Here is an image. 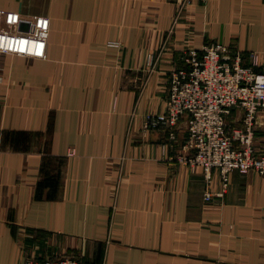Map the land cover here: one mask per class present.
Returning a JSON list of instances; mask_svg holds the SVG:
<instances>
[{
  "label": "crops",
  "instance_id": "obj_1",
  "mask_svg": "<svg viewBox=\"0 0 264 264\" xmlns=\"http://www.w3.org/2000/svg\"><path fill=\"white\" fill-rule=\"evenodd\" d=\"M183 1L0 0L51 20L45 59L0 53V264H264V177L235 170L219 197L215 170L207 202L187 119L176 141L144 128L191 49L257 52L264 71V0Z\"/></svg>",
  "mask_w": 264,
  "mask_h": 264
},
{
  "label": "built area",
  "instance_id": "obj_2",
  "mask_svg": "<svg viewBox=\"0 0 264 264\" xmlns=\"http://www.w3.org/2000/svg\"><path fill=\"white\" fill-rule=\"evenodd\" d=\"M193 0H184L188 7ZM51 20L25 17L18 12L0 10V52L35 59L47 57ZM110 47H120L110 42ZM223 43L209 42L201 51H188L183 66L170 73L166 110L148 115L144 128L164 127L170 141H176L182 118L187 119L186 138L181 157L193 167H202L206 182L205 200L210 202L214 171H219L224 197L229 189L230 173L256 172L264 177V153L254 147L258 118L264 111V71L258 70L259 53L247 55ZM162 53L150 54L155 69ZM242 112L236 127L230 125L234 110ZM27 264H39L30 258ZM43 264H83L79 257L49 258Z\"/></svg>",
  "mask_w": 264,
  "mask_h": 264
},
{
  "label": "rangeland",
  "instance_id": "obj_3",
  "mask_svg": "<svg viewBox=\"0 0 264 264\" xmlns=\"http://www.w3.org/2000/svg\"><path fill=\"white\" fill-rule=\"evenodd\" d=\"M1 11H8V10H4V9H0ZM10 12H16V11H10ZM18 13H20V12H18ZM20 14H22L23 16H25V17H32V18H34V17H39V16H41V15H29V14H23V13H20ZM43 17H46V16H43ZM49 18V17H48ZM51 32V31H50ZM50 36V35H49ZM1 53V52H0ZM3 54H6V53H3ZM13 55V54H12ZM18 56V55H17ZM23 57H27V56H23ZM30 58H32V57H30Z\"/></svg>",
  "mask_w": 264,
  "mask_h": 264
}]
</instances>
